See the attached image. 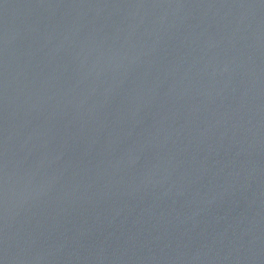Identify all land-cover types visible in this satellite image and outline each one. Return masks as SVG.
<instances>
[{"label": "water", "instance_id": "1", "mask_svg": "<svg viewBox=\"0 0 264 264\" xmlns=\"http://www.w3.org/2000/svg\"><path fill=\"white\" fill-rule=\"evenodd\" d=\"M0 264H264V0H0Z\"/></svg>", "mask_w": 264, "mask_h": 264}]
</instances>
